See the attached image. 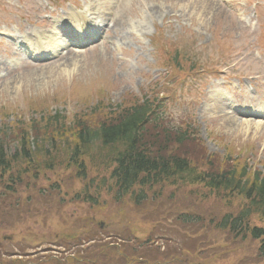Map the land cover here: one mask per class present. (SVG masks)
<instances>
[{"label": "rangeland", "instance_id": "374dc122", "mask_svg": "<svg viewBox=\"0 0 264 264\" xmlns=\"http://www.w3.org/2000/svg\"><path fill=\"white\" fill-rule=\"evenodd\" d=\"M53 1L0 0V30L24 35L50 28L56 8L64 7L63 0ZM69 1L96 17L109 5L104 36L39 62L11 53L1 40L0 132H18L20 120L27 124L52 111L85 116L98 101L124 104L157 91L159 97L163 94L161 110L171 123L192 117V147H179L189 160L205 168L206 160L215 165L241 152L246 156L242 161L264 172V117L237 113H264V0ZM172 55L183 59V70L176 72L187 71L190 61L199 72L172 73L167 64ZM222 116L236 118L240 125ZM95 117L87 120L93 123ZM248 121L250 126L241 125ZM87 164L88 181L95 180L90 192L97 194L100 178L109 180L110 171ZM77 171L60 168L38 178L28 172L13 192L4 188L9 173L3 176L0 264H239L240 249L255 258L257 241L231 246L226 234L210 237L206 221L226 206L201 185L174 188L161 183L136 206L128 198L114 201L108 182L98 204L91 205L72 199L88 182ZM179 214L198 216L202 223L188 230L178 221ZM149 238L150 247L144 246Z\"/></svg>", "mask_w": 264, "mask_h": 264}, {"label": "trees", "instance_id": "16d2710c", "mask_svg": "<svg viewBox=\"0 0 264 264\" xmlns=\"http://www.w3.org/2000/svg\"><path fill=\"white\" fill-rule=\"evenodd\" d=\"M156 99L161 103L156 93H143L142 99L133 98L124 104L98 101L85 116H78L79 111L67 114L56 110L45 118H31L27 124L20 120L18 132L1 131L0 180L9 173L5 190L13 192L28 172L38 178L41 173L67 167L79 168L80 178L88 181V162L110 169L109 180L102 178L96 186L98 195L112 182L108 191L113 200L129 198L136 206L147 199L148 190L161 183L174 188L201 185L226 206L223 213L206 221L210 237L226 234L231 246L239 241H257L255 258L240 249L239 264H264V172L242 161L240 157L246 156L241 152L235 158L227 155L215 165L213 160H206L205 168L189 160L179 147H192L188 131L192 121L185 118L184 123L165 126L157 117ZM92 116L96 117L90 123L87 117ZM94 182L88 181L72 199L97 205L99 196L90 192ZM177 219L188 230L189 225L202 223L201 218L190 214H179ZM150 240L143 245L150 247Z\"/></svg>", "mask_w": 264, "mask_h": 264}, {"label": "bare ground", "instance_id": "6f19581e", "mask_svg": "<svg viewBox=\"0 0 264 264\" xmlns=\"http://www.w3.org/2000/svg\"><path fill=\"white\" fill-rule=\"evenodd\" d=\"M107 16H109V15H107ZM71 19H72V17H71ZM75 22H76V20H75ZM0 65H2V64H0ZM221 111L224 112V108L221 109ZM226 115H227V113H226ZM222 120H226V121H228V122H230V123H234V124H236V123L238 122V121H237L238 119H236V118L234 119L233 117L230 118V117H223V116H222ZM250 123H251V122H249V121H248V122H244V123L242 122L241 125H242V124H245L246 126H250ZM236 125L239 126L240 124H236Z\"/></svg>", "mask_w": 264, "mask_h": 264}]
</instances>
